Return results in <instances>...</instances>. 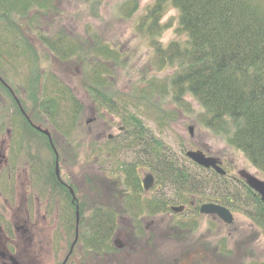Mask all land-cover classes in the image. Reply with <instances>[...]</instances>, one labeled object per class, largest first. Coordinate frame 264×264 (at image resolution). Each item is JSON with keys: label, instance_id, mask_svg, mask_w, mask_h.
<instances>
[{"label": "rangeland", "instance_id": "1", "mask_svg": "<svg viewBox=\"0 0 264 264\" xmlns=\"http://www.w3.org/2000/svg\"><path fill=\"white\" fill-rule=\"evenodd\" d=\"M36 1L28 0L26 4L30 7L22 14L21 7L16 4L8 17L4 16L1 6L0 70L11 84H20L23 88H29L28 80L32 77L35 80L41 77V89L37 86L29 90L36 97V104L40 105L34 108L33 114L37 117L36 122L46 121L43 128L51 133L59 157L61 179L71 186L74 183L75 187L84 180V190H76L81 211V233L86 234L93 206L86 179L101 173L111 183L115 175L110 171H118L121 164L126 165L134 158L131 152L135 147L126 145L131 142L122 144L127 150L114 149L113 145L115 141L128 137L124 131H119L120 128L132 135L133 126L128 120L131 117L178 157L183 150H201L205 155L221 160L222 169L231 177H237L239 172H248L264 180L246 157L228 144L226 136L203 128L199 121L202 109L192 98L184 96L181 102H174L171 80L179 71L178 65H163L153 49L184 41L175 9L166 8L159 21L160 29L156 27L158 34L150 36L147 31L150 21L146 19L154 0H43L42 7L32 6ZM16 30L21 36L17 44L21 46L13 49L14 36L18 37ZM53 42H57V48L51 55L47 46ZM76 45L79 48H75ZM68 46L72 51L82 50L81 54L73 52L72 56L59 57L58 54L67 51ZM7 100L0 101V125L14 118L10 110L11 101ZM27 105L34 107L29 102ZM12 121L15 126L17 122ZM14 126L11 128L14 143L9 164L13 160L17 163L24 156L35 158L37 168L39 162L53 161L41 137L30 132L23 134L19 125ZM188 128H192L191 137ZM108 136L115 140L111 143L105 141ZM145 172L150 170L147 167L139 169L140 179ZM68 174L71 180H68ZM161 191L155 186L149 193H141L138 198L143 202L141 205L148 206V202L159 197V192H165ZM232 192L242 202L238 201L234 210L228 208L233 216L230 226L186 207L181 214L169 212L164 217H161L163 214L148 217L147 212L139 215L137 222L143 234L137 247L144 249L137 250L141 254L138 264L180 263L176 259L182 249L168 237L170 227L176 221H183L188 227L195 226L193 230L183 231L186 236L184 242L194 246L191 249L193 255L187 250L184 258L187 254V257L194 256L200 260L198 264L202 259L205 264H264V236L252 220L255 209L245 204V194L239 187ZM166 196L172 197V193L166 191ZM127 198L133 199L130 195ZM189 200L196 203L194 197ZM128 211L117 217L118 232L122 235L117 240L122 245L131 241L127 238L133 232L134 224L129 223L132 213ZM66 230V241L70 245L73 233L68 227ZM61 232L60 224L56 225L54 240ZM149 236L153 238L150 243ZM57 243L60 246L61 241ZM137 251L135 254L138 255ZM117 258L121 259V255H108L106 264H121ZM94 259L90 256L89 264ZM101 262L104 264V259Z\"/></svg>", "mask_w": 264, "mask_h": 264}, {"label": "trees", "instance_id": "2", "mask_svg": "<svg viewBox=\"0 0 264 264\" xmlns=\"http://www.w3.org/2000/svg\"><path fill=\"white\" fill-rule=\"evenodd\" d=\"M27 1L0 0V8L5 17L14 4L24 13L30 7ZM42 2L38 0L32 6L42 7ZM169 6L178 14L179 30L185 39L166 47L155 46L153 52L163 65H178L179 71L171 80L174 102H181L184 96L192 98L202 109L199 121L203 128L226 136L228 144L264 175V0H154L146 19L150 21L147 28L150 36L160 29L159 21ZM131 124L132 135L129 133V138L117 142L114 149L127 150L122 144L131 142L126 145L135 147L131 152L134 158L119 166L118 173L124 175V183L112 192L108 202L92 206L86 247L96 253L111 252L110 237L116 229L117 217L128 210L132 213L129 217L136 221L133 235L138 239L143 230L137 217L142 213L147 212L148 217L166 215L171 204L183 205L192 197L198 204L210 202L231 209H236L238 201L242 202L232 192L237 188L235 182L188 162L184 158L185 150L178 157L152 138L137 120L131 119ZM143 167L155 175L160 189L171 192L172 197L164 193L162 200L155 197L148 206L141 205L139 169ZM92 183L87 181L91 189ZM240 185L245 191V204L255 209L254 225L264 236V207L257 196ZM127 190H131L133 199L127 198ZM193 229L195 226L188 227L183 221H176L170 227L168 237L182 249L178 259L175 258L180 260L179 264L200 261L187 257L189 253L193 255L194 246L184 242L183 231ZM200 264H205L204 259Z\"/></svg>", "mask_w": 264, "mask_h": 264}, {"label": "flooded vegetation", "instance_id": "3", "mask_svg": "<svg viewBox=\"0 0 264 264\" xmlns=\"http://www.w3.org/2000/svg\"><path fill=\"white\" fill-rule=\"evenodd\" d=\"M20 97L21 89L11 84L7 78L0 77V101L8 99L15 106L14 108L9 102L12 118L14 116L13 119L17 122L15 126L19 125L23 134L28 128L41 135L34 129L33 114H23V110H20ZM12 120L0 125V264H88L85 262L84 251L79 247L76 249L79 240L73 247L66 241L67 227L70 231L76 229L71 214L76 207L79 208L76 190H84V180L75 187L74 183L71 186V183L63 181L60 174L59 177L55 175L59 157L57 152H53L47 139L53 159L51 163L39 162L37 168L35 158L24 156L17 163H13V160L11 166L10 149L14 143L11 135V128L14 126ZM98 175L100 174H96L95 184L100 193L108 179ZM68 177L71 180L69 174ZM98 197L101 201V195ZM58 224L62 232L54 240L53 230ZM77 228L79 231V223ZM80 236L79 233L78 239ZM130 240L125 242L122 254L127 264H136L140 256L135 254L132 238ZM58 241H61L60 246Z\"/></svg>", "mask_w": 264, "mask_h": 264}, {"label": "water", "instance_id": "4", "mask_svg": "<svg viewBox=\"0 0 264 264\" xmlns=\"http://www.w3.org/2000/svg\"><path fill=\"white\" fill-rule=\"evenodd\" d=\"M188 132L192 136V128H189ZM43 133L47 135L46 132ZM185 156L191 162L203 169H213L217 174L221 176L225 174L221 170L218 160L206 157L201 151H189ZM239 176L244 180L245 184L260 197L261 202L264 204V183L245 173H239ZM153 182L154 181L152 176L146 175L142 180L144 191H149L153 187ZM171 211L178 214L183 211V208H171ZM200 214L210 216L212 218H218L226 225H231L233 222L230 212L227 209L217 205H203L200 208Z\"/></svg>", "mask_w": 264, "mask_h": 264}]
</instances>
